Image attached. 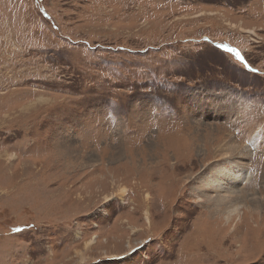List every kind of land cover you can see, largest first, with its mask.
I'll return each instance as SVG.
<instances>
[{
    "label": "rangeland",
    "instance_id": "374dc122",
    "mask_svg": "<svg viewBox=\"0 0 264 264\" xmlns=\"http://www.w3.org/2000/svg\"><path fill=\"white\" fill-rule=\"evenodd\" d=\"M0 264H264V0H0Z\"/></svg>",
    "mask_w": 264,
    "mask_h": 264
},
{
    "label": "bare ground",
    "instance_id": "6f19581e",
    "mask_svg": "<svg viewBox=\"0 0 264 264\" xmlns=\"http://www.w3.org/2000/svg\"><path fill=\"white\" fill-rule=\"evenodd\" d=\"M8 158L14 159L16 158V154H11L9 155ZM234 177H235L236 182L243 181V178L245 179V177L242 176V173L235 174ZM240 188L241 187L234 186L233 184H231V182L230 183L223 182L221 180H217L216 178H211L209 180H206L203 186H199L201 194L206 197L205 203L208 206V208H210V211H209L210 214L216 213L219 216L220 215L219 213L221 214L223 213L220 210H216V207H225L226 209H228L226 211L227 222L230 221L233 215H237L239 213V209L241 206V203L239 202V200L244 197V193H243L244 191L243 189L240 191ZM218 216L217 217L215 216L216 219L218 218ZM220 217L221 215L219 216V218ZM147 220L150 223L152 221V218L150 215H148V212H147ZM94 240L95 239L92 238L89 241V243L92 246L94 243H96ZM129 246H130V249H132L133 246L131 247L130 243H129ZM107 256L114 257V256H119V254H113V255L108 254Z\"/></svg>",
    "mask_w": 264,
    "mask_h": 264
},
{
    "label": "snow or ice",
    "instance_id": "6c2138e0",
    "mask_svg": "<svg viewBox=\"0 0 264 264\" xmlns=\"http://www.w3.org/2000/svg\"><path fill=\"white\" fill-rule=\"evenodd\" d=\"M237 56H239V53H237Z\"/></svg>",
    "mask_w": 264,
    "mask_h": 264
}]
</instances>
